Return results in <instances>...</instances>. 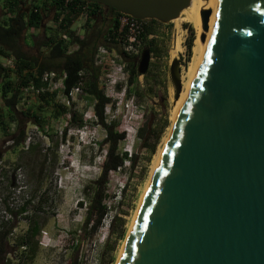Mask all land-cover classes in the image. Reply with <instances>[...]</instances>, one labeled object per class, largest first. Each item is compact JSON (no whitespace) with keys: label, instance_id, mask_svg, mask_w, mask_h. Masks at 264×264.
Segmentation results:
<instances>
[{"label":"water","instance_id":"water-1","mask_svg":"<svg viewBox=\"0 0 264 264\" xmlns=\"http://www.w3.org/2000/svg\"><path fill=\"white\" fill-rule=\"evenodd\" d=\"M166 25L191 0H83ZM201 12L205 49L116 264H264V0ZM144 49L137 73L148 69ZM169 77L182 90L180 63Z\"/></svg>","mask_w":264,"mask_h":264},{"label":"rangeland","instance_id":"rangeland-1","mask_svg":"<svg viewBox=\"0 0 264 264\" xmlns=\"http://www.w3.org/2000/svg\"><path fill=\"white\" fill-rule=\"evenodd\" d=\"M4 1L0 0V25L10 23V17L16 19L20 14L25 22L32 3L46 0H18L13 16L4 13ZM104 17L107 21L111 19L107 14ZM187 25L172 21L155 28V36L147 41L156 40L158 56L150 54L147 75L132 84L128 82L129 73L138 68L141 52L146 48L133 59L136 56H124L118 45L99 46L110 53L102 67L94 64L99 69L98 88L109 99L103 123L111 124L114 133L124 134L118 151L127 152L132 163L125 161L121 168L108 173L101 203L106 206V213L96 232H90L89 226L84 225L87 218L93 221L96 217V209L89 211L88 198L95 190L108 145L106 131L94 112L95 102L85 93L84 86L73 95L64 113L54 99L55 109L44 114L42 129L29 123L24 126L23 121L26 136L19 145L12 144L16 128L13 132L11 127L6 132L0 129V233H7L0 264H67L75 258L83 264H116L140 198L173 126L174 87L169 66L177 59L181 77L192 60L193 50L189 55L186 48ZM55 27L53 10L47 7L38 29L22 31L18 48L27 57L43 61L48 55L46 41L60 38L61 33ZM86 29L83 21L72 24L70 31L82 39L90 31ZM193 32L196 36L194 28ZM176 43L180 47L177 52ZM72 51L74 48L68 53ZM121 66L125 85L114 86L116 93L110 98L112 81L120 77L117 70ZM50 72L59 75L57 71ZM38 96L23 94L17 111L35 110ZM73 114L75 121L71 118ZM144 145L153 146L154 153ZM33 225L38 228L35 237L30 235Z\"/></svg>","mask_w":264,"mask_h":264},{"label":"trees","instance_id":"trees-1","mask_svg":"<svg viewBox=\"0 0 264 264\" xmlns=\"http://www.w3.org/2000/svg\"><path fill=\"white\" fill-rule=\"evenodd\" d=\"M77 3L85 4L86 2L83 0H73L66 7H64V0H46L40 3H32L31 10L27 14L25 22L23 21L24 17L20 14L17 15L16 19L10 17V23L0 25V57L11 54L15 58V66L13 69H3L0 66V97L3 108L5 109L4 113H0V129L6 132L9 123L16 122V133L12 140V144L14 145H19L25 139L26 133L23 127V121L24 126L29 123L30 125L37 126L38 129H42V123L45 120L43 118L44 114L47 113L48 109H55V95H50L46 92L40 94L37 100L38 107L35 110L29 108L27 110L17 111L16 108L23 99V89L28 84H32L36 88L44 86L41 81L44 73L54 70L59 73V76L65 74V79L63 80L65 94H68L71 89L79 84L84 86L85 93L95 102L94 112L106 131L105 142L108 145L100 176L95 182V190L92 191L88 198L89 211L96 209L97 212L95 220L92 221L90 218H87L84 227L89 226L90 232L94 233L100 227L101 221L106 213V206L101 205V203L104 199L103 187L107 183L108 173L121 168L125 161L132 163V157H128L127 152L118 151V144L125 139L124 134L114 133L111 124L107 126L103 123V111L109 103V99L98 88L99 69L94 66L93 61L94 54L99 46L105 43L109 46L118 45L114 42V38L118 30V17L121 14L96 3H89L91 10L87 14L85 27L87 29L90 28V31H87L85 37L81 39L70 31L72 21L75 18L73 15V6ZM18 6V0H5L3 4L4 13L13 16ZM47 7H51L53 10V18L55 21L62 18L58 29L60 33L68 34V40L63 41L58 39L54 41L53 39H48L44 44L48 48V55L44 57L43 61H39L37 58L27 57L20 51L18 48V38L24 29H38L40 27L44 11H46ZM106 14L111 17L109 21L104 17ZM157 26L163 25L155 20L145 21L144 30L139 39V53L143 48H146L149 54L158 56V50L154 46L156 40L150 39L147 41L148 37L155 36V28ZM185 28L189 32L186 48L190 55L196 36L193 32L194 27L191 24ZM70 48H74V51L68 53ZM137 58L138 56L133 57V59ZM146 75L144 74L143 76ZM138 77L140 75L137 73V69L133 68L129 73L128 82L132 84ZM59 106L60 112L64 113L66 111L65 107ZM71 118L72 121H75L74 114ZM144 148H148L151 154L154 153L153 146L149 147L144 145ZM37 233L38 228L36 225H33L30 231L31 237H35ZM6 236L7 233H0V257L4 252L3 241ZM67 264L83 263L75 258Z\"/></svg>","mask_w":264,"mask_h":264},{"label":"built area","instance_id":"built-area-1","mask_svg":"<svg viewBox=\"0 0 264 264\" xmlns=\"http://www.w3.org/2000/svg\"><path fill=\"white\" fill-rule=\"evenodd\" d=\"M72 2L73 0H64V7L70 5ZM73 10V15L75 18L72 21V24H78L80 22L86 21L87 14L91 10V7L89 5V2H86L85 4L77 3L73 6ZM61 19L62 18L58 19V21H55L57 28L60 25ZM144 26L145 21L143 20H137L125 15H120L118 17V30L117 35L114 38V42L119 45L122 53L130 56H136L138 54L140 47L139 39L141 34L143 33ZM59 39L67 41L68 34L61 33ZM109 54L110 53L109 51H107V49H105L104 47H99L94 54V64L96 66L102 67L104 65L105 59L108 57ZM0 66L3 69H13L15 66V58L11 55L3 57ZM117 72L119 73L120 77L116 81H112L113 86L109 91V93L111 94L110 98L113 96V93H116L114 91V86L121 83L125 85L124 66L119 67ZM64 79L65 74L57 76L54 72H46L41 77V81L44 86H42L41 88H36L32 84H28V86L23 89V94H34L37 96L45 92L50 95L53 94L55 95V98L57 99L60 105H62L63 107H68L70 105V101L73 100V95L80 91L81 84L71 89L68 94H65L63 85Z\"/></svg>","mask_w":264,"mask_h":264},{"label":"bare ground","instance_id":"bare-ground-1","mask_svg":"<svg viewBox=\"0 0 264 264\" xmlns=\"http://www.w3.org/2000/svg\"><path fill=\"white\" fill-rule=\"evenodd\" d=\"M191 3H192V5H191ZM216 6H217V0H191L190 5H189L190 8L188 7L189 9H187V8L184 9L180 13L179 18H177L176 20H173L174 23L175 22L177 23V25H179V23L191 24L194 27L195 32H196V38H195L194 47H193V57H192L191 62L188 64V67L186 69H184L181 73L180 81H181L182 90H181V93L179 95V98L177 100H174V102H173V109L175 110L174 122L176 120L177 114H178L179 109L181 107L182 101L184 99L185 93H186L188 85H189V82L193 76V73L196 69V66H197V64H198V62L202 56L204 49H205L204 40L201 39V37L206 36L207 30H203L201 28V16H200L201 12L204 10L209 11L210 13H209L208 19H210L213 11L216 9ZM175 48H176L175 52L179 51L180 47H179L178 43H176ZM174 122H173V124H174ZM172 127H171V129H172ZM158 158H159V156H158ZM158 158L155 162V167L157 165ZM155 167H154V169H155ZM154 169H153V171H154ZM148 183H149V181H148ZM148 183H147V185L143 191V194L140 198V201H141V199H142V197L146 191ZM140 201H139V203H140ZM129 230H130V228H129ZM128 233H129V231H128ZM127 236H128V234H127ZM126 239H127V237H126ZM126 239L124 241V244L126 242ZM124 244H123V246H124Z\"/></svg>","mask_w":264,"mask_h":264},{"label":"crops","instance_id":"crops-1","mask_svg":"<svg viewBox=\"0 0 264 264\" xmlns=\"http://www.w3.org/2000/svg\"><path fill=\"white\" fill-rule=\"evenodd\" d=\"M5 109L3 108L2 102H1V97H0V113H4ZM12 123V124H11ZM9 123L8 127H11V132L14 131V129L16 128L15 122H11Z\"/></svg>","mask_w":264,"mask_h":264}]
</instances>
